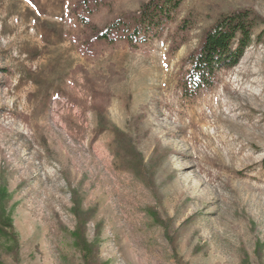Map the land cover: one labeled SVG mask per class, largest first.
<instances>
[{
	"label": "rangeland",
	"instance_id": "obj_1",
	"mask_svg": "<svg viewBox=\"0 0 264 264\" xmlns=\"http://www.w3.org/2000/svg\"><path fill=\"white\" fill-rule=\"evenodd\" d=\"M142 1L0 0V183L17 264H81L74 201L102 264H264V43L212 87H181L203 33L237 9L264 18V0H184L137 48L95 40L79 18L103 29ZM6 241L0 264H15Z\"/></svg>",
	"mask_w": 264,
	"mask_h": 264
},
{
	"label": "trees",
	"instance_id": "obj_2",
	"mask_svg": "<svg viewBox=\"0 0 264 264\" xmlns=\"http://www.w3.org/2000/svg\"><path fill=\"white\" fill-rule=\"evenodd\" d=\"M98 1L100 0H82V3ZM183 2L184 0H143L136 11L114 17L103 29L96 28L84 17L79 18L83 26L91 30V35L95 40L107 43L122 40L130 48H137L140 44L160 37L166 25L174 19ZM189 27V21L186 19L178 25L181 32ZM263 43L264 18L255 11L242 8L221 15L203 33L196 50L187 59L188 69L181 84L183 95L193 97L212 87L220 71L234 68L252 44ZM99 125L102 127L100 117ZM114 137L115 140L119 138L116 130H114ZM261 165L264 168V158ZM5 186V181L2 179L0 183V236L7 240L5 250L11 254L13 261L17 264L16 240L13 237L9 219L4 213V206L7 204ZM72 208L76 220L72 235L81 264H102L99 258L94 256V244L85 238L89 212L83 211L76 201L73 202Z\"/></svg>",
	"mask_w": 264,
	"mask_h": 264
}]
</instances>
